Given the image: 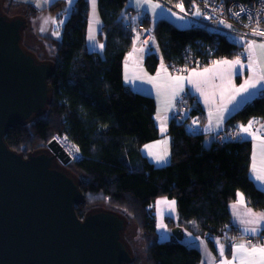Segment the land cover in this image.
<instances>
[{"label":"trees","instance_id":"trees-1","mask_svg":"<svg viewBox=\"0 0 264 264\" xmlns=\"http://www.w3.org/2000/svg\"><path fill=\"white\" fill-rule=\"evenodd\" d=\"M65 2L55 0L49 10L61 12ZM99 3L106 40L104 54L88 48L90 4L88 0H76L52 59L55 70L49 78L53 87L49 107L25 125L11 128L6 140L11 149L27 156L31 151L48 148L55 133H65L82 153L81 160H71L65 167L77 175L85 193V202L76 207L81 218L87 211L110 204L119 208L117 211L127 221L131 216L139 224L148 264H199L202 254L198 247L176 237L160 240L154 203L163 196L177 199L179 220L167 218L169 226L190 228L207 237L213 249L215 236L227 242L238 238L229 204L238 198L239 191L253 207L264 208V190L255 185L250 174L242 172L239 159L249 155L251 142L228 139L221 143L215 139L207 145L206 134L190 133L172 118L168 128L171 161L156 166L144 156V144L162 134L155 122L154 97L132 90L124 80L123 63L133 47L136 24L126 15L128 0ZM37 11L32 8L31 13ZM143 21L149 26L146 19ZM157 23L155 34L162 57L156 52L147 54L145 65L150 72H156L161 59L174 70L180 64L207 66L241 54V43L223 32L200 25L179 28L167 20ZM252 105L247 104L228 119L231 127L236 121L247 123L252 118ZM191 110L203 117L198 102ZM122 264H137L136 257Z\"/></svg>","mask_w":264,"mask_h":264},{"label":"water","instance_id":"water-1","mask_svg":"<svg viewBox=\"0 0 264 264\" xmlns=\"http://www.w3.org/2000/svg\"><path fill=\"white\" fill-rule=\"evenodd\" d=\"M28 20L0 5V264H122L135 259L127 219L96 208L81 218V181L52 140L48 148H10L6 135L47 111L55 62L24 44ZM64 166V167H63ZM172 233L182 238V228Z\"/></svg>","mask_w":264,"mask_h":264},{"label":"crops","instance_id":"crops-1","mask_svg":"<svg viewBox=\"0 0 264 264\" xmlns=\"http://www.w3.org/2000/svg\"><path fill=\"white\" fill-rule=\"evenodd\" d=\"M53 1L55 0H0V5L9 15H23L27 18L29 24L32 18L30 16L33 15L31 13L32 8L38 10L36 13H39V16L43 17L44 15L51 18V16L45 13H53L49 10V6H51L50 4ZM72 2L75 3L76 0H72ZM128 2L130 9L126 11L127 17L134 21L141 18L146 19L150 27H155L159 20H167L179 28L199 25V15L196 13H200V11L193 8L191 2L185 3V1H178L176 4L170 0H150V3H145L144 0H139V3L137 0H128ZM88 4H90V9L87 25V46L92 51L104 54L106 40L102 36L104 25L102 15L100 14V3L99 0H96L95 9H93L91 0H88ZM156 4H159L160 7H154ZM180 5L183 6V10H181ZM90 34L95 37L94 41L89 40ZM230 35L236 36L240 41L239 43H242L240 36L235 33L227 34L228 37ZM23 40L27 47L36 53H41V50L34 49L37 47L34 39V31L28 25L25 29ZM135 41L133 42L132 49L125 55L123 63L124 80L132 90L148 93L154 97L157 103L155 122L162 134L159 139L145 143L141 149L142 154L147 156L156 166L166 165L171 161L172 137L168 133V128L170 120L176 112L175 110L179 102L178 99L185 90H188L191 97L197 99V102L203 110L204 121L207 124V133L204 137V142L207 145L214 143L216 133L225 131V129L232 126V123H229L228 119L237 110L242 109L249 103H253L252 110L254 114L252 118L247 123L236 121L233 124L239 130H241V126L247 127L250 122L252 124V127L249 129L250 134L244 133L241 130L246 137H249L251 149L249 155H242L239 159L242 163V172L250 174L255 185L264 190V181L256 178L258 175H264V81H260L255 88H249L246 92L236 91L246 81L256 80L259 78V75L264 74L260 71L264 69V53H262V50L256 48L254 52L248 53L246 57H242L240 54L233 58L225 57L216 60L233 61L239 58L242 63L233 66L230 70L228 65H217L215 64L216 61H214L207 66L191 67L186 73L175 72L169 67L168 63L161 59L156 72H150L145 65L147 54L156 52L161 56V49L160 45H158L157 38L155 37L151 47L148 45H144L143 47L137 46ZM252 41H255L257 44L264 43L263 40L255 39ZM99 45H103V48H100ZM140 49H143V51H140ZM249 56H251V60ZM250 63H252L251 68L248 66ZM204 69H210V71L203 76L195 75L203 73ZM176 77H183V79L178 81ZM190 79L192 82H190ZM173 93L177 94L173 95ZM218 117H222V119H218ZM158 157H163V160L158 162ZM254 163L257 169L256 172L253 171ZM239 194H243L245 201L243 204L238 203L240 198ZM237 197L236 200L230 202L229 208L231 210V219L240 233V237L233 238L230 242H227L221 236H215L213 238L215 249H213L210 242L204 236L196 234L193 230V232H188L190 228L180 224L183 233L182 237L190 233L189 238L184 242L200 249L202 259L199 264H225V261H231L232 264H239L238 258L233 260V256L237 255L235 248L241 244L248 247L244 237L247 235L252 236L253 234L245 232V229L257 226L242 223V221L254 218L245 213L250 209L252 213L259 216L264 213V208L259 210L253 207L242 191H239ZM233 204L237 205L236 209H233ZM167 218L178 222L179 213L176 218L167 215L166 222ZM167 225L169 226V222H167ZM257 227L261 231H258L255 235L262 234L264 232V224H260ZM169 229L171 230L172 228L169 226ZM173 236L172 234L171 238ZM221 246L224 248L223 255L220 253Z\"/></svg>","mask_w":264,"mask_h":264},{"label":"built area","instance_id":"built-area-1","mask_svg":"<svg viewBox=\"0 0 264 264\" xmlns=\"http://www.w3.org/2000/svg\"><path fill=\"white\" fill-rule=\"evenodd\" d=\"M193 8L200 11L198 18L200 26L207 30H216L226 34L235 33L242 39L241 56L246 57L248 45L252 40H263L264 36L253 35V29L264 30V0H190ZM237 13L239 15H237ZM144 19L135 20V44L143 47L144 45L152 46L155 40V27L147 26ZM212 49L209 50L211 53ZM191 66L180 64L174 67L175 72H188ZM174 120L179 124H184L185 129L190 133L206 134L207 124L204 117L200 114H193L192 108L197 106V99L190 96L188 90L181 93ZM53 140L56 141L57 147L65 150L69 160H81L80 146L69 139L65 133H55ZM215 139L224 143L230 139L235 142H245L249 139L238 127H230L225 131L216 133ZM79 149V151H76ZM236 236H240L237 232ZM248 247L255 245H264V232L259 235L245 236Z\"/></svg>","mask_w":264,"mask_h":264},{"label":"rangeland","instance_id":"rangeland-1","mask_svg":"<svg viewBox=\"0 0 264 264\" xmlns=\"http://www.w3.org/2000/svg\"><path fill=\"white\" fill-rule=\"evenodd\" d=\"M65 4H66L65 10L61 12L45 13L48 16H51V18L44 15L43 17H41L39 16V13H34L32 16H30L32 18L29 21L28 27L33 28L35 44L37 46L34 49L41 50V53H37L39 56H41V59H45V58L53 59L54 57H56V52L58 50L57 47L62 40V34H63L65 22L71 16L70 14L74 7V2H71L70 4L69 1L67 0ZM46 20L47 23H45ZM41 29H43V31ZM229 37L231 40L240 42L239 39L234 35H230ZM65 167L67 166L65 165ZM156 200L157 202L154 203V205L156 206L155 211L157 213V222H158L157 229H158V234H160V240L164 241L168 239H174V236L173 238H171L173 234L172 229L171 230L169 229V226L167 225L165 219L167 215L172 218L177 217L179 213L177 199L162 197ZM162 200L175 201V205L171 206L170 204L161 203ZM103 206H104L103 208L105 209L110 208L116 211L119 209L111 206L110 204L107 205L105 204ZM127 224L128 226L125 235L127 237V240L131 243V246H133L134 257H136L137 264H148V256L146 252L144 234L140 230L139 224L131 216L128 217ZM161 225H164L166 227H161ZM188 232H193V231L190 229V231ZM189 234L190 233L186 234L184 237L179 239L182 241H186V239L189 238ZM205 239L208 241L207 237H205Z\"/></svg>","mask_w":264,"mask_h":264},{"label":"snow or ice","instance_id":"snow-or-ice-1","mask_svg":"<svg viewBox=\"0 0 264 264\" xmlns=\"http://www.w3.org/2000/svg\"><path fill=\"white\" fill-rule=\"evenodd\" d=\"M72 0H69V3L71 4ZM137 2L139 3V0H137ZM145 3H150V0H144ZM93 9H95V5H96V0H91ZM154 7H160L159 4L154 5ZM181 10H183V6L180 5ZM197 15H200L201 13L197 12ZM237 15H239L237 13ZM45 23H47V20L45 21ZM43 31V29H41ZM253 35H260V36H264V30H257V29H253ZM89 40H95V37L93 35H89ZM100 48H103V45H99ZM256 48H259L262 50V53H264V43H260L257 44L255 41H252L249 43L248 45V49L247 52L252 53L255 51ZM140 51H143V49H140ZM249 59L251 60V56H249ZM242 63V61L237 58L233 61H228V60H224V61H216L215 64L220 65V64H224V65H228L229 66V70L235 66V65H240ZM253 63H255V61H253ZM250 68L252 67V63H250L248 65ZM210 71V69H204L203 73H198L195 75H200L203 76L205 73H208ZM261 73H264V69L260 70ZM183 77H176V80H182ZM260 81H264V74L259 75V78L253 81H246L245 84L241 85L239 89H237L236 91H247L249 88H255L257 86V84ZM190 82L191 79H190ZM177 93H173V95H176ZM218 119H222V117H218ZM252 127L251 122L249 123V125L247 127L241 126V130L244 133H249V129ZM250 134V133H249ZM151 147V146H148ZM76 151H79V149H76ZM158 162L163 160V157H158L157 158ZM253 171L256 172V165L255 163L253 164ZM259 180L264 181V175H258L256 177ZM240 198L238 203L243 204L244 201V197L243 194H239ZM161 203H166V204H170L171 206L175 205V201H167V200H162ZM233 209H236L237 205L233 204L232 205ZM238 214V213H237ZM246 215L249 216H253V219H249L246 221H242V223L245 224H249V225H260V224H264V213L260 214L259 216H256L254 213L251 212V210L249 209L246 213ZM257 226L251 227V228H246L245 232L250 233L255 235L258 231H261V229ZM161 227H166L164 225H161ZM235 251L237 253V255L233 256V260H236L237 258L239 259V264H264V246H260V245H255L251 248L247 247L244 244L241 245H237L235 248ZM224 252V248L223 246L220 247V253L221 255H223ZM225 264H232L231 261H225Z\"/></svg>","mask_w":264,"mask_h":264},{"label":"flooded vegetation","instance_id":"flooded-vegetation-1","mask_svg":"<svg viewBox=\"0 0 264 264\" xmlns=\"http://www.w3.org/2000/svg\"><path fill=\"white\" fill-rule=\"evenodd\" d=\"M129 242V241H128ZM129 244H130V242H129Z\"/></svg>","mask_w":264,"mask_h":264}]
</instances>
